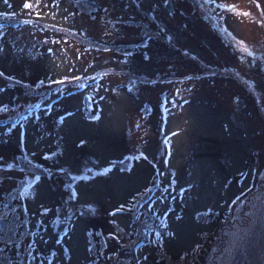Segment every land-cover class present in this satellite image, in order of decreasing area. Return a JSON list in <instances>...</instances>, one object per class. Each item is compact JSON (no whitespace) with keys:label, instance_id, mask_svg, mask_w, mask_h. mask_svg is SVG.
I'll return each mask as SVG.
<instances>
[{"label":"rangeland","instance_id":"rangeland-1","mask_svg":"<svg viewBox=\"0 0 264 264\" xmlns=\"http://www.w3.org/2000/svg\"><path fill=\"white\" fill-rule=\"evenodd\" d=\"M5 245L0 264H264V0H0Z\"/></svg>","mask_w":264,"mask_h":264},{"label":"trees","instance_id":"trees-1","mask_svg":"<svg viewBox=\"0 0 264 264\" xmlns=\"http://www.w3.org/2000/svg\"><path fill=\"white\" fill-rule=\"evenodd\" d=\"M11 24H13L14 26H18V25H21V23H19V22H17V23H15V21H13V22H10ZM9 80H12L13 81V79H9ZM25 86H28V83H23ZM45 84V83H44ZM43 84V85H44ZM38 90H40V89H38ZM38 90H36V91H38ZM3 123V122H2ZM40 172H45V169H41L40 170ZM24 184H26L25 182H24ZM24 184L23 185H21L15 192H12L11 194H9L8 196L10 197V204H11V206H12V201L15 199H18V198H20L21 197V195H22V191H23V186H24ZM8 202H6L5 203V205L8 207ZM156 218V216L154 217V219ZM150 222H152L153 223V219L150 217ZM223 223H225L224 221H222ZM146 223V220L144 221V223L143 224H145ZM155 223V222H154ZM10 227H11V229H10V233H9V236L11 237V240L12 239H15L14 237H16L17 236V232L20 230V228L17 226V224H16V219H14L13 220V222H12V224L10 225ZM94 231V230H93ZM94 234H96V235H98V237H99V234H103L104 233V230L103 229H98V230H96V231H94L93 232ZM95 237V235H92V238H94ZM107 237H113V239H115L114 238V234H112V233H110V232H108L107 233ZM146 237V236H145ZM145 237L143 238V240H145ZM131 240H134V239H132V238H130ZM116 243L117 244H115V246H117L119 249L123 246L122 244L123 243H121L120 241H119V239H117L116 238ZM137 240V239H136ZM137 242H139V241H137ZM139 243H141V242H139ZM139 243H137V244H134V245H132L133 246V254H135L136 253V250H135V247H137V245L139 244ZM127 244H130L129 242L127 243ZM97 247V246H96ZM95 246L93 247V248H96ZM102 247H104V248H106V249H109V245H108V243H106L105 242V244L104 245H102ZM99 248V247H98ZM5 251V253H6V255L7 256H10L9 254H8V251L6 250V245L5 246H2V247H0V255H2L3 254V252ZM135 251V252H134ZM119 251H117L116 250V253H118ZM111 254H113V258L112 259H110L109 257H106V259L104 260V261H106V262H102V264H118L117 262H116V260H115V253H111ZM183 262H184V260H183ZM185 263V262H184Z\"/></svg>","mask_w":264,"mask_h":264},{"label":"water","instance_id":"water-1","mask_svg":"<svg viewBox=\"0 0 264 264\" xmlns=\"http://www.w3.org/2000/svg\"><path fill=\"white\" fill-rule=\"evenodd\" d=\"M165 6H166V8L169 9L170 11H173V8H172V6L170 5V2H167ZM237 103H238V104H242V103H243L242 99L239 98V99L237 100ZM64 226H65V225H63V224L60 225L59 228H58V232H61L63 229H65ZM40 230H43V227H40Z\"/></svg>","mask_w":264,"mask_h":264},{"label":"snow or ice","instance_id":"snow-or-ice-1","mask_svg":"<svg viewBox=\"0 0 264 264\" xmlns=\"http://www.w3.org/2000/svg\"><path fill=\"white\" fill-rule=\"evenodd\" d=\"M25 7H30V5L26 4ZM245 15H247V14H245Z\"/></svg>","mask_w":264,"mask_h":264}]
</instances>
